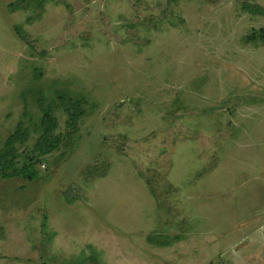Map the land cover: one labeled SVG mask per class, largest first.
I'll return each instance as SVG.
<instances>
[{"label": "rangeland", "instance_id": "rangeland-1", "mask_svg": "<svg viewBox=\"0 0 264 264\" xmlns=\"http://www.w3.org/2000/svg\"><path fill=\"white\" fill-rule=\"evenodd\" d=\"M264 0H0V140L85 97L34 180L0 177V264H264ZM264 33V31H263Z\"/></svg>", "mask_w": 264, "mask_h": 264}, {"label": "trees", "instance_id": "trees-1", "mask_svg": "<svg viewBox=\"0 0 264 264\" xmlns=\"http://www.w3.org/2000/svg\"><path fill=\"white\" fill-rule=\"evenodd\" d=\"M24 1L34 2L37 5H42L45 2V0H19L15 5L19 8ZM243 7L250 13L264 15V7L258 4L244 1ZM263 31L264 29L255 32L248 38L252 41L263 38ZM58 96L68 113L67 127L69 130L67 133H56L55 129L58 123L57 117L54 115V106L41 98L39 106L42 114L39 122L35 125V129L40 131V135L34 146L22 151L20 149V146L26 144L29 136V128L24 122H19L16 130L3 143L0 140V177H22L29 181L36 179L39 174L38 165L45 160L47 155L61 146L63 139L70 138L76 131L79 120L85 114V97H70L62 92H59Z\"/></svg>", "mask_w": 264, "mask_h": 264}]
</instances>
